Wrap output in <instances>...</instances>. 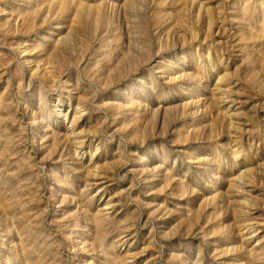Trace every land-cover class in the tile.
<instances>
[{"label": "rangeland", "instance_id": "374dc122", "mask_svg": "<svg viewBox=\"0 0 264 264\" xmlns=\"http://www.w3.org/2000/svg\"><path fill=\"white\" fill-rule=\"evenodd\" d=\"M0 264H264V0H0Z\"/></svg>", "mask_w": 264, "mask_h": 264}]
</instances>
